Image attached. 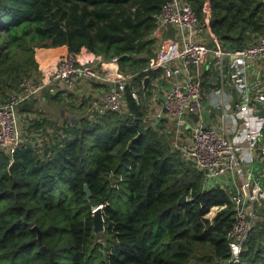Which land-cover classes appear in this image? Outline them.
Returning a JSON list of instances; mask_svg holds the SVG:
<instances>
[{"label": "trees", "instance_id": "trees-1", "mask_svg": "<svg viewBox=\"0 0 264 264\" xmlns=\"http://www.w3.org/2000/svg\"><path fill=\"white\" fill-rule=\"evenodd\" d=\"M169 1L0 0V103L40 74L38 47L39 58L51 50L44 47L64 44L76 54L89 49L119 57V68L133 74L127 110L97 112L92 95L47 86L43 95L63 102L65 93L80 117L73 114L62 129L46 125L52 123L46 117L33 121L50 136L42 153L29 145L13 154L0 148V264H264V201L234 260L231 192L207 184L161 122L144 120L153 97L152 85L144 92V79L162 73L145 70L159 46L152 38L156 15ZM189 1L228 48L249 47L264 32V0ZM135 87L141 103L132 95ZM38 96L20 106L22 113L35 112ZM184 193L188 200L180 202ZM99 204L105 205V230L96 234Z\"/></svg>", "mask_w": 264, "mask_h": 264}, {"label": "built area", "instance_id": "built-area-1", "mask_svg": "<svg viewBox=\"0 0 264 264\" xmlns=\"http://www.w3.org/2000/svg\"><path fill=\"white\" fill-rule=\"evenodd\" d=\"M156 20L153 35L159 46L145 70L162 73L151 81V109L144 120L161 122L172 145L204 172L207 184H216L222 175L231 178L230 186L223 180L219 184L231 192L236 210L229 236L233 259L239 260L264 201V32L249 47L228 48L200 23L189 0H170ZM118 58L69 50L40 66V78L26 79L0 103V148L8 154L23 145L45 151L48 130L33 126L41 118L22 113L20 106L47 85L92 95L90 105L97 112L127 110L125 92L133 74L119 68ZM132 95L142 102L138 87ZM256 161L261 163L259 174L249 167Z\"/></svg>", "mask_w": 264, "mask_h": 264}, {"label": "rangeland", "instance_id": "rangeland-1", "mask_svg": "<svg viewBox=\"0 0 264 264\" xmlns=\"http://www.w3.org/2000/svg\"><path fill=\"white\" fill-rule=\"evenodd\" d=\"M158 44H159V39H158ZM52 51L53 52H56V49H52L51 48V50L49 49L48 51L42 50L41 53L44 54V56H48L47 55V52L50 53ZM43 58L44 57H42V59ZM43 64H44L43 67H46V65H48L46 63V61L43 62ZM40 66H42V65L39 62L40 74L37 76L36 79L40 78L41 75H42V71H41ZM47 86H52V85H47ZM21 87L22 86H20V88ZM20 88H17L16 89V92L19 91ZM13 92L14 91L10 92L9 95H11ZM38 95L39 96L37 97V101L35 103V112L31 113V115H33V117L36 116V117H39V118H45V117L46 118H49V120H51L52 123H47L46 125H50V127L53 128L54 127V123H57L60 126V128L62 129L63 126L65 125V121L66 120H69V119H71V118L74 117L73 114H77V117H80L79 116L80 113H78L77 109H73L72 108V105H71L72 102L70 100H68V98L66 99L65 93H62V95H60V97L62 96L61 99H63V100L65 99L63 102H57L54 99H51L50 97L43 95L42 92H40ZM160 95H161L162 99H164V95H163L162 92L160 93ZM82 113L83 114H86L87 111L84 110ZM222 180L228 186H230V183H232L231 178H227L225 175H222L220 177H216L215 182L216 183H221ZM218 209L219 208L214 207L211 210V212H209L208 215L211 216V217H213L217 213ZM257 214H258V212H257ZM259 214H260V208H259Z\"/></svg>", "mask_w": 264, "mask_h": 264}, {"label": "water", "instance_id": "water-1", "mask_svg": "<svg viewBox=\"0 0 264 264\" xmlns=\"http://www.w3.org/2000/svg\"><path fill=\"white\" fill-rule=\"evenodd\" d=\"M152 38H155L154 35H152ZM152 78L150 75H147L144 79V92L146 93L149 90L150 84H151ZM67 91H71L69 88H66ZM85 192L87 194V198L90 199L92 195V189L90 187L89 182L85 183ZM188 200V195L184 193L181 198L179 199L180 202H186ZM104 204L97 205L93 212H94V228L96 234H99L105 230V214H104ZM38 232H39V238L42 237V231L39 228V226H34Z\"/></svg>", "mask_w": 264, "mask_h": 264}, {"label": "crops", "instance_id": "crops-1", "mask_svg": "<svg viewBox=\"0 0 264 264\" xmlns=\"http://www.w3.org/2000/svg\"><path fill=\"white\" fill-rule=\"evenodd\" d=\"M40 47H38L37 49H36V55L38 56V49H39ZM44 48H47V49H49V48H52V49H56V52H47V55L48 56H44V54H43V59L42 58H40L39 59V57H37L38 58V61L41 63V65L43 66L44 64H43V62H45L46 61V63L48 64V65H50L51 63H52V61H54V60H56L57 58H59V56H61L62 54H65V53H67L68 51H69V47H68V45H66V44H64V45H60V46H55V47H44ZM48 65H46V67L48 66ZM256 73V69H253L252 70V78L255 80L256 78H257V75L255 74ZM257 81V80H256ZM71 92V91H70ZM101 93H103V92H101ZM251 169H253L257 174H259V172H260V169H261V163L260 162H258V161H256V162H254L253 164H251L250 166H249Z\"/></svg>", "mask_w": 264, "mask_h": 264}]
</instances>
